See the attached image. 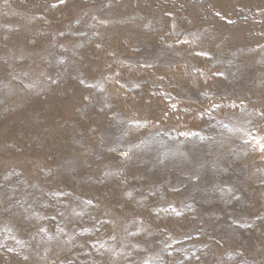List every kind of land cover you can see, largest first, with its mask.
Masks as SVG:
<instances>
[{
    "label": "rangeland",
    "instance_id": "374dc122",
    "mask_svg": "<svg viewBox=\"0 0 264 264\" xmlns=\"http://www.w3.org/2000/svg\"><path fill=\"white\" fill-rule=\"evenodd\" d=\"M0 264H264V0H0Z\"/></svg>",
    "mask_w": 264,
    "mask_h": 264
}]
</instances>
